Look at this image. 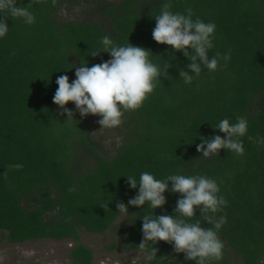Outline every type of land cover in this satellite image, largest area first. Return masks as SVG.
Masks as SVG:
<instances>
[{"label": "trees", "instance_id": "trees-1", "mask_svg": "<svg viewBox=\"0 0 264 264\" xmlns=\"http://www.w3.org/2000/svg\"><path fill=\"white\" fill-rule=\"evenodd\" d=\"M30 2L35 22L8 17L9 31L0 38V231L6 240L70 238L76 243L69 252L73 264H93V251L80 242V230L104 233L124 213L129 226L118 227V244L147 256L151 247L158 249L145 264H196L164 241L139 247L142 217H175L179 193L166 192L167 203L155 210L146 203L121 212L117 204L127 205L138 193L139 185L132 189L129 176L139 183L143 172L160 180L203 175L217 182L227 201L214 214L217 221L226 218L218 230L199 209L185 218L213 228L224 244L222 259L206 264H231L229 255L241 264H264V143L255 142L264 139V0H56L54 7L52 0H16L17 6ZM78 3H91L95 18L62 17V8ZM164 3L172 5L173 13L187 15L190 8L193 20L215 23L208 55L230 51L226 67L220 59L216 71L202 65L195 76L182 52L153 39L155 17ZM104 36L117 46L130 43L149 50L162 73L169 67L142 107L126 111L115 128H103L100 116L81 117L72 102L65 107L74 112V120L68 119L53 103L59 76L67 75L71 83L74 67L111 59L107 52L89 55L103 50ZM182 69L193 75L190 84L180 77ZM240 116L248 122L241 137L243 155L221 149L205 158L197 151L203 139L226 138L213 128L221 120L235 124ZM109 131L120 142L105 154L98 134ZM15 164L23 167H10Z\"/></svg>", "mask_w": 264, "mask_h": 264}, {"label": "clouds", "instance_id": "clouds-1", "mask_svg": "<svg viewBox=\"0 0 264 264\" xmlns=\"http://www.w3.org/2000/svg\"><path fill=\"white\" fill-rule=\"evenodd\" d=\"M39 0H37V3ZM56 0H52V6ZM33 7L30 2L26 7L17 6L16 0H0V38L9 31L7 18H23L24 22L31 25L35 22L34 14L29 10ZM170 3H164L161 12L155 17L156 26L152 31L153 39L159 44L171 46L176 51L182 52L190 63L187 65L192 74L199 76L203 67L210 72L216 71L220 59H231L230 51L223 56L217 53L211 59L208 52L214 47L213 38L216 30L215 23L197 18L192 19V10L187 9V15L173 13ZM103 50H92L89 55L97 57L101 52L110 54L111 59L91 67L86 64L74 67L76 79L69 82L67 75L59 76L56 80L58 88L53 97V103L62 110L61 115L67 114L68 119H73L74 112L65 106L72 102L81 117L88 115L100 116L98 123L103 128H115L122 124V117L128 110H137L142 107L144 101L154 92L161 83L160 77L167 75V69L161 72L158 65L149 59V50L143 47L117 46L108 37L101 40ZM189 49L192 51L189 52ZM188 71L180 70V77L186 84L193 81V75ZM74 120V119H73ZM101 127V128H102ZM214 129L224 133L226 138L215 135L211 139H203V143L197 145V151L203 157L219 155L221 149L234 151L238 155L244 154V146L241 137L248 131V122L245 117H237V123L230 124L228 119L221 120ZM249 140H254L249 136ZM259 143H264L260 139ZM21 169L22 164L10 165ZM132 189L139 185L137 195L128 201V204L118 203V211L127 212L128 206L140 208L146 203L153 208H163L167 203L165 193H179L181 198L177 200L174 209L175 217L171 215H144L142 217L143 240L139 244L144 249L148 242L155 245L159 241L172 244L176 253H184L187 261H195L196 264H206L211 260H220L223 256L224 244L219 239L218 232L213 228H204L201 221L190 223L185 218L191 219L200 214L207 223H214L215 229H219L226 218L221 216L216 220L214 214L223 210L227 205L226 199L219 195L220 188L214 179L203 175H169L166 179H156L149 172L140 175L139 183L135 177H127ZM171 182V189H169ZM70 188L69 191H74ZM212 215H209V214ZM179 214V215H176ZM158 249L151 247L146 257L151 261L157 257Z\"/></svg>", "mask_w": 264, "mask_h": 264}, {"label": "rangeland", "instance_id": "rangeland-1", "mask_svg": "<svg viewBox=\"0 0 264 264\" xmlns=\"http://www.w3.org/2000/svg\"><path fill=\"white\" fill-rule=\"evenodd\" d=\"M97 3H113L119 0H95ZM63 18L69 20L94 19L92 4L78 3L64 7L61 10ZM101 145L105 154L113 153V146L120 142L115 132H100ZM120 225L129 226L126 214H120L104 233H92L80 230V242L93 251V264H145L147 255L141 250H128L119 243L120 236L117 229ZM6 232L0 231V264H73L69 256L75 241L67 238L63 240L41 239L10 243L6 240ZM115 244L116 246H113ZM231 264H241L240 260L229 255Z\"/></svg>", "mask_w": 264, "mask_h": 264}, {"label": "crops", "instance_id": "crops-1", "mask_svg": "<svg viewBox=\"0 0 264 264\" xmlns=\"http://www.w3.org/2000/svg\"><path fill=\"white\" fill-rule=\"evenodd\" d=\"M46 239H48V238H46ZM35 263H37V262H35Z\"/></svg>", "mask_w": 264, "mask_h": 264}]
</instances>
